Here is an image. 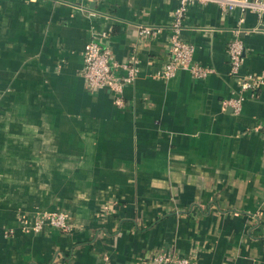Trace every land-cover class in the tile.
<instances>
[{"label": "crops", "instance_id": "obj_1", "mask_svg": "<svg viewBox=\"0 0 264 264\" xmlns=\"http://www.w3.org/2000/svg\"><path fill=\"white\" fill-rule=\"evenodd\" d=\"M178 4L0 0V264H136L158 251L264 264V15L189 2L179 37L212 71L165 78ZM235 31L239 73L260 82L237 113ZM92 39L112 62L136 60L120 105L85 84ZM41 211L67 213L71 229H20Z\"/></svg>", "mask_w": 264, "mask_h": 264}, {"label": "built area", "instance_id": "obj_2", "mask_svg": "<svg viewBox=\"0 0 264 264\" xmlns=\"http://www.w3.org/2000/svg\"><path fill=\"white\" fill-rule=\"evenodd\" d=\"M194 0H179V4L174 8L172 14V32L169 38V59L163 64L160 71L162 77L169 78L174 75L177 69L188 70L195 78L207 75L212 70L196 62L193 58L194 47L180 39L179 29L181 20L184 17L187 5ZM213 1L219 4L222 11L239 9L240 12L252 11L258 16L264 15V0H199ZM139 34L142 36L154 35L153 29L149 27H140ZM244 54L243 42L235 31V36L227 43V56L229 74L232 77L240 76L239 83L241 92L237 97L229 99L226 103L237 113L244 100V91L253 90L258 83L255 78L248 74L241 77L240 67L242 65ZM82 76L85 84L91 90L109 89L115 96V102L121 104V92L125 85L131 84L138 73V67L135 59H129L125 62H112L111 53L108 47H103L95 39L86 42L82 51ZM120 68L123 74H116L115 69ZM264 131V127H262ZM51 226L61 231H69L71 225L68 221V215L61 211H41L34 215L32 221L28 223L25 219L21 220L19 225L22 231L39 232L45 226ZM13 231L8 228L5 235ZM136 264H196L194 255H176L166 251H158L146 259L139 260Z\"/></svg>", "mask_w": 264, "mask_h": 264}]
</instances>
